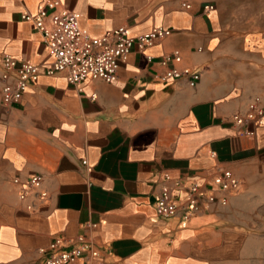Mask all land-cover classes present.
<instances>
[{
  "label": "crops",
  "instance_id": "crops-1",
  "mask_svg": "<svg viewBox=\"0 0 264 264\" xmlns=\"http://www.w3.org/2000/svg\"><path fill=\"white\" fill-rule=\"evenodd\" d=\"M48 1L0 0V74L6 54L40 68L13 105L3 103L0 81V264H33L55 237L79 234L105 264H264V121H232L254 97L264 104V53L247 52L241 1L62 0L96 36L119 26L134 37L161 25L173 31L144 52L134 48L115 81L89 78L82 91L66 71L46 74L44 37L23 18ZM176 50L181 60L171 66L201 71L195 87L186 77L155 78L168 69L159 57ZM223 169L238 189L219 188ZM34 174L49 196L21 200L14 179ZM178 179L227 202L188 222L161 217L156 199L165 184L185 198Z\"/></svg>",
  "mask_w": 264,
  "mask_h": 264
},
{
  "label": "built area",
  "instance_id": "built-area-1",
  "mask_svg": "<svg viewBox=\"0 0 264 264\" xmlns=\"http://www.w3.org/2000/svg\"><path fill=\"white\" fill-rule=\"evenodd\" d=\"M185 7L190 4L184 2ZM213 9V5L208 6ZM23 18L34 23L45 41L49 56L52 58L46 68V74L54 75L57 72L66 71L68 81L79 91L86 79H103L113 82L117 78L120 64L126 61L134 48L144 52L145 49L158 44L173 31L165 26H155L148 32L138 36H130L125 26H119L103 35H93L80 22L79 13L62 5V0H49L36 12H26ZM152 61L154 57L148 55ZM181 53L176 50L159 57V62L168 69L155 75V78L163 83L175 81L186 77L188 84L195 87L201 80V71L191 68H177L171 66L172 61H180ZM3 71L0 74L2 82V101L5 105L18 103L29 86L35 83L40 74L37 64L30 61H20L12 55L2 57ZM96 95H93L95 98ZM234 124L241 127L247 124L261 125L264 121V104L261 97H254L245 111H238L232 116ZM245 134H254L251 129H244ZM86 164L87 161L83 160ZM166 181L171 180V175L165 173ZM43 181L40 174L32 175L24 183L19 178L14 182L21 184L19 194L21 200H26L31 195H37L38 199L45 200L49 194L47 191H38ZM176 186L184 188L186 193L184 200H178L172 194V189L165 184L156 199L157 214L164 218L179 216L183 221H190L197 213L208 208L218 200L226 204L225 197L219 198L214 193L202 190L198 183L184 185L182 179L176 180ZM239 180L231 170L223 169L218 176V185L222 191L236 190ZM35 208L33 203L28 204V209ZM94 226V225H93ZM42 258L33 264H105L101 250L94 241L85 234H79L74 239L55 237L50 244L41 249Z\"/></svg>",
  "mask_w": 264,
  "mask_h": 264
},
{
  "label": "rangeland",
  "instance_id": "rangeland-1",
  "mask_svg": "<svg viewBox=\"0 0 264 264\" xmlns=\"http://www.w3.org/2000/svg\"><path fill=\"white\" fill-rule=\"evenodd\" d=\"M243 4V12L238 15L242 17V33L247 32L250 39L249 53L261 50L264 53V0H240ZM246 17V19H245ZM234 46L237 50H245V47Z\"/></svg>",
  "mask_w": 264,
  "mask_h": 264
}]
</instances>
